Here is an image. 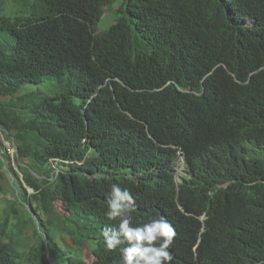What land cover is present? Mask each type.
Instances as JSON below:
<instances>
[{
    "label": "trees",
    "instance_id": "1",
    "mask_svg": "<svg viewBox=\"0 0 264 264\" xmlns=\"http://www.w3.org/2000/svg\"><path fill=\"white\" fill-rule=\"evenodd\" d=\"M20 1L0 15V264H121L112 183L134 227L172 225L168 264H264V0Z\"/></svg>",
    "mask_w": 264,
    "mask_h": 264
},
{
    "label": "clouds",
    "instance_id": "2",
    "mask_svg": "<svg viewBox=\"0 0 264 264\" xmlns=\"http://www.w3.org/2000/svg\"><path fill=\"white\" fill-rule=\"evenodd\" d=\"M106 204V218L118 222L117 227L103 231L107 251L119 249L121 264H168L171 260L168 249L174 243L176 232L166 218L160 216L134 227L135 200L129 190L116 183L110 185Z\"/></svg>",
    "mask_w": 264,
    "mask_h": 264
},
{
    "label": "rangeland",
    "instance_id": "3",
    "mask_svg": "<svg viewBox=\"0 0 264 264\" xmlns=\"http://www.w3.org/2000/svg\"><path fill=\"white\" fill-rule=\"evenodd\" d=\"M20 0H0V15H4V16H11L13 14H15L18 9L21 7L20 5ZM117 5V4H116ZM120 15L119 12H115L114 9H110L108 10L103 16L102 18L99 20V22L96 25V29L97 31H104L106 30L111 24H113L118 16ZM36 85L33 84H27L24 86V88H34ZM48 87H51V89L53 90V83L51 82ZM47 91H49L50 89H47ZM6 146H9V142L6 140L5 142ZM10 153H13V149L10 148L9 149ZM184 157H181L180 159V166L176 169V175L177 177H179L180 175H182L183 172V167H184ZM8 163L12 166H14V168L18 171L20 177L22 178V174L21 172L18 170L17 167V163L11 159L8 161ZM3 185L8 189L7 193L4 194L2 192H0V218L1 215L3 214V211L7 208V202L8 199L12 200L14 198V195L12 193V191L10 190L9 186L11 184V177L9 176V174L5 175L4 180L2 181ZM58 208H62V205L60 204V202H58ZM29 232H31V229H29ZM87 261H90V256L86 257Z\"/></svg>",
    "mask_w": 264,
    "mask_h": 264
},
{
    "label": "water",
    "instance_id": "4",
    "mask_svg": "<svg viewBox=\"0 0 264 264\" xmlns=\"http://www.w3.org/2000/svg\"><path fill=\"white\" fill-rule=\"evenodd\" d=\"M185 161V160H184Z\"/></svg>",
    "mask_w": 264,
    "mask_h": 264
}]
</instances>
